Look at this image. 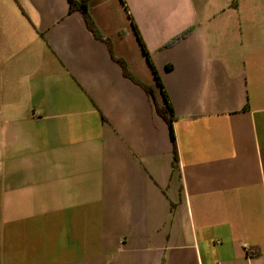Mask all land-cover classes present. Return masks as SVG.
Segmentation results:
<instances>
[{"label": "crops", "instance_id": "1", "mask_svg": "<svg viewBox=\"0 0 264 264\" xmlns=\"http://www.w3.org/2000/svg\"><path fill=\"white\" fill-rule=\"evenodd\" d=\"M90 12L0 2V264H264V0Z\"/></svg>", "mask_w": 264, "mask_h": 264}, {"label": "trees", "instance_id": "2", "mask_svg": "<svg viewBox=\"0 0 264 264\" xmlns=\"http://www.w3.org/2000/svg\"><path fill=\"white\" fill-rule=\"evenodd\" d=\"M69 2V6H70V10H78L80 11L84 18H85V21H86V24L87 26L89 27V29L97 36V37H100L102 38L100 32H99V29L97 28V25L92 17V14L90 12V2L91 0H68ZM135 27V30H136V33H137V36H138V39L142 45V48H143V51L145 52L146 56L148 57V60H149V63H150V66L152 68V71L155 75V78L157 79V84L159 85L160 87V91H161V94L163 96V101H158L157 99V91H156V88L154 85H149V84H146V83H142L140 81H138L136 78L133 77L132 73L129 71L128 67H127V64L123 61V59H120V58H116L122 65H123V68H124V73L129 76L130 78L134 79L135 81L139 82L146 90V92L149 94V96L152 98L153 100V103H154V106H155V109L156 111L163 117L165 118L169 124H170V128H171V135H172V138L174 139V133H173V120L175 118V115H174V109L170 103V100H169V97H168V94L165 90V87L162 83V80L157 72V69L156 67L154 66V64L152 63L150 57H149V53H148V50L142 40V37L140 35V32L139 30L137 29L136 25H134ZM184 35L181 34L180 36ZM179 36V37H180ZM178 38V37H177ZM179 158H178V153L176 151V149H174V158H173V169L175 170H178L179 169Z\"/></svg>", "mask_w": 264, "mask_h": 264}, {"label": "built area", "instance_id": "3", "mask_svg": "<svg viewBox=\"0 0 264 264\" xmlns=\"http://www.w3.org/2000/svg\"><path fill=\"white\" fill-rule=\"evenodd\" d=\"M245 247L248 249V251H252V249L249 248V246L247 244H245Z\"/></svg>", "mask_w": 264, "mask_h": 264}, {"label": "rangeland", "instance_id": "4", "mask_svg": "<svg viewBox=\"0 0 264 264\" xmlns=\"http://www.w3.org/2000/svg\"><path fill=\"white\" fill-rule=\"evenodd\" d=\"M3 1V0H0V2ZM12 1V0H11Z\"/></svg>", "mask_w": 264, "mask_h": 264}]
</instances>
